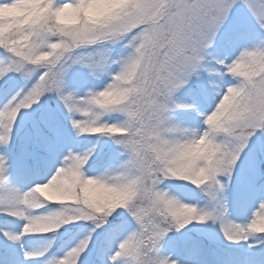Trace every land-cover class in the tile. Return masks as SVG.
Segmentation results:
<instances>
[{
    "label": "snow or ice",
    "instance_id": "1",
    "mask_svg": "<svg viewBox=\"0 0 264 264\" xmlns=\"http://www.w3.org/2000/svg\"><path fill=\"white\" fill-rule=\"evenodd\" d=\"M0 264H264V0H0Z\"/></svg>",
    "mask_w": 264,
    "mask_h": 264
}]
</instances>
